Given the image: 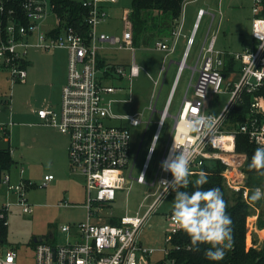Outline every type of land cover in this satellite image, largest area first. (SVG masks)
<instances>
[{"label":"built area","instance_id":"built-area-1","mask_svg":"<svg viewBox=\"0 0 264 264\" xmlns=\"http://www.w3.org/2000/svg\"><path fill=\"white\" fill-rule=\"evenodd\" d=\"M81 3L89 9L86 18L89 31L86 38L71 28L62 29L55 35L51 34V30H40L39 22L47 12H52L50 0H0V70L7 71L14 83L23 82L27 76L24 62L28 48L36 47L44 51L63 49L67 53V79L61 89L59 109L38 110L37 116L68 137L70 171L84 178L86 190V219L73 226L60 227L66 237L64 243L55 246L43 242L36 243L35 264H150L153 250L140 245L138 236L151 213L155 212L165 198L164 186L160 181L171 179L170 172L163 171L159 166L158 172L161 176L157 180L158 192L152 194L154 199L141 216L115 218L111 211L105 219H100V216L104 210H111L118 194L132 181L146 184L148 163L154 153V150L150 152L149 148L154 137L156 142L161 126L169 116L172 95L160 112L140 172L132 178L129 159L130 128L140 126L142 120L140 113L121 116L112 112L111 106L116 101L111 96L121 92L122 88L106 84L104 80L112 78L131 82L138 76L139 67L134 57L127 67L105 63L99 58L103 44L133 52L129 13L123 15L121 36H108L96 30L107 17L97 1ZM252 3V45L241 52L231 54L239 65L238 71L230 74L227 79L224 78L220 71L224 54L214 49L215 35H212L202 47L194 66L197 78L192 85L193 95L188 98L187 92L185 93L174 118L171 138L161 159L163 161L169 155L173 146L177 150H190L193 156L189 177L199 174L205 165L218 162L223 167L221 176L225 188L232 192L242 190L245 201H248L249 192L243 171L246 155L236 150L235 136H247L255 148L264 145V96L255 94L264 82V18L258 17L263 0H252ZM202 14L203 10H199L198 21ZM198 21L192 36L187 40L188 47L179 62L178 75L186 67L185 59L193 43ZM180 29L178 23L169 39L156 44L157 49L168 54L173 53ZM35 33L37 42L29 43L28 39ZM222 93L229 95L224 107L217 114L206 113L203 102L207 95L218 96ZM242 93L251 94L249 113L236 128L229 129L226 123L227 114ZM148 109L152 110V103ZM190 115H214L218 119L211 130L205 126L199 133L184 134L183 125ZM0 130L3 131L4 128L1 127ZM22 172L21 169L20 173ZM52 179L51 175L44 176L42 184L46 185ZM155 181L156 179L150 185H154ZM26 184L23 180L11 184L8 173L0 175V186L5 188L6 193L15 197V202L10 204L4 202L0 196V222L3 225L7 224L6 216L13 205L19 207L24 214L32 212L27 203ZM149 196L151 195H147ZM258 216L259 210L252 206L247 217V233L255 230ZM110 218H115L117 223H109ZM166 220L168 232L165 240L169 243L180 227L174 222L171 213ZM162 253L163 258L167 257L169 248L162 250ZM16 259L17 254L12 248H0V264H17Z\"/></svg>","mask_w":264,"mask_h":264},{"label":"rangeland","instance_id":"rangeland-1","mask_svg":"<svg viewBox=\"0 0 264 264\" xmlns=\"http://www.w3.org/2000/svg\"><path fill=\"white\" fill-rule=\"evenodd\" d=\"M93 1V0H75ZM98 6L104 7L109 15L106 23L97 26V32L108 36L120 37L123 30L121 17L131 7V0H117L115 4H108V0H96ZM115 2V0H110ZM252 0H223V20L216 34L215 49H226L232 52L241 51L243 46H251V27L244 30L242 27H228L227 13L231 16L232 10L237 9L243 17L250 14ZM218 17V16H217ZM250 19V17H249ZM216 22L211 30H215ZM56 17L52 12L39 22L40 30L45 31L54 27ZM38 32V31H37ZM36 32V33H37ZM36 33L29 38V43L37 42ZM205 36L204 22H201L197 31L193 46L188 49L185 59L186 67L177 77L176 85L170 95L169 116L161 126L154 153L151 156L148 169L145 175L146 184H138L132 181L128 187L120 192L111 210H104L100 219L110 215L115 217L141 216L148 205L153 201L152 194L158 192L157 180L159 166L167 144L171 138L174 116L177 114L183 100L186 88L192 74L200 45ZM114 54V55H112ZM130 52L127 50L109 51L107 55L115 56L120 63H130ZM135 61L140 68V73L130 83L124 81L126 88L123 92L112 97V112L116 115H132L140 113L142 124L138 127H131V139L129 147L130 168L132 178H135L141 169L146 158L147 148L151 144L152 136L156 130V121L159 119V112L162 110L168 95L169 86L164 83L160 89H155L156 112L148 109L152 98V52L145 46L134 47ZM48 55V56H47ZM183 57V55H182ZM181 57V58H182ZM25 59L34 65L29 69L23 82L15 83L9 78L7 71L0 70V125H5L9 130V146L11 157L15 165L23 169L22 178L29 183L26 189L27 203L33 207L32 214L22 213L19 207H12L7 218L6 245L14 246L17 251V264H35L33 248L30 242L34 237H44L47 241V234L53 230L57 242H63V234L59 228L64 224L76 225L84 221L87 216L86 195L82 186L83 178L77 174H71L69 170L63 176L57 172L56 155L47 147L46 137L49 133L41 127L37 119L38 110H49L52 105H59L61 89L66 80L67 59L66 51L53 49L43 51L36 47L26 50ZM195 73L191 79V85L196 81ZM107 84L116 86L115 81H108ZM159 91V92H158ZM193 89L190 87L187 92L188 98L192 97ZM229 95L227 93L207 95L203 102L206 113L217 114L226 104ZM66 140V136L62 137ZM8 144L0 140V147H7ZM11 184L18 183V171L12 168ZM51 175L54 180L46 185L42 184L44 176ZM156 179L154 185H150ZM264 190V178L257 186ZM256 187V188H257ZM5 188H1L3 196ZM151 195L147 197V195ZM174 193L169 192L157 206L154 213H151L145 226L138 236V243L146 249H152L150 262H157L163 258L162 250L169 248L165 237L168 232L167 216L173 206ZM14 198L8 203L13 204ZM258 209V207L256 206ZM259 210V209H258ZM247 233V220H246ZM264 239V234L260 233ZM254 235L250 234V240ZM55 242V243H57ZM166 264H170L166 262Z\"/></svg>","mask_w":264,"mask_h":264},{"label":"trees","instance_id":"trees-1","mask_svg":"<svg viewBox=\"0 0 264 264\" xmlns=\"http://www.w3.org/2000/svg\"><path fill=\"white\" fill-rule=\"evenodd\" d=\"M21 1V0H20ZM187 0H131L130 13L128 15L132 27V44L134 47L147 45L152 40V34L158 37L166 33L171 35L177 25L182 6ZM52 13L56 17V25L51 30V34H58L62 29L71 28L82 37L86 38L89 31L86 18L88 16V7H83L80 1L75 0H50ZM16 7V5H15ZM258 17L264 18V0ZM26 24L25 21H22ZM223 66L220 68L224 78L227 79L230 73L237 68L238 63L228 54L222 56ZM257 95L264 96L263 86L256 92ZM251 102V94L242 93L238 101L232 106L227 114V127L236 128L242 123L248 113ZM2 135L8 136L9 132L4 129ZM236 150L246 155V161L243 171L246 176L245 184L249 188L247 200L243 198V191H228L224 184L221 172L223 167L218 162L210 163L203 167L208 174V182L200 187L208 189L218 187L223 193L227 207L226 211L232 217V246L226 250L223 260L212 261L204 256V250L209 245L201 244L199 251H192L189 248V238L179 230L169 241V253L163 260L150 264H264V239L259 246H256L255 240L252 246H246V220L251 213L252 206L259 209V220L257 226L264 228V197L258 201H252L250 196L264 175L260 170L249 168L251 157L256 149L248 141L247 136L236 134ZM9 146L0 147V171L9 170L14 164L10 156ZM199 174L189 177L194 181ZM181 190L193 191L194 186L190 182L186 188ZM115 220L110 223H115ZM6 241V228L0 223V244Z\"/></svg>","mask_w":264,"mask_h":264},{"label":"crops","instance_id":"crops-1","mask_svg":"<svg viewBox=\"0 0 264 264\" xmlns=\"http://www.w3.org/2000/svg\"><path fill=\"white\" fill-rule=\"evenodd\" d=\"M108 1H109L108 4H115L117 0H115V2H110V0H108ZM249 1L250 0H247L248 3H249ZM222 4H223V0H187L182 6V11H181L180 17L177 20V24L179 23V27L181 29H180L178 38L176 39L175 50H174L173 53H169L168 54V53H166V52H164L162 50L157 49V47H156V44L158 42L164 41V40L169 39L171 37V35L169 33H166L162 37H158V36H155V35L152 34V40L149 41V44L145 45L152 52V90L153 91H152V98L150 100V104L152 103V110H151L152 115H153L154 112H156V99L158 97V95L155 96V89L158 88L159 91H160V89L163 87L164 83H166V85L168 84V86L170 88L169 89L168 98H167V100H166V102H165V104L163 106V108H164L165 105L167 104L168 100H169L170 94L172 93V89L174 87V84L176 85V81H177V77H178V65H179V62L181 60L182 55L187 50V47H188L187 46V40H188V38H190L192 36V32H193L194 26H195V24L198 21V12H199V10H203V14H202V16L200 17V19L198 21V26H197V29H196L194 35H193V43L191 44V46H193V44L195 42V37H196L197 31H198V29L200 27L201 22H204L205 36H204V39H203V41H202V43L200 45V49H199V53L197 55V58H198V56L200 54V51H201L202 47L207 44V42L209 41V39H210V37L212 35L216 36V34H217L218 30H219V27H220L221 22L223 20V18H222V16H223V10H222L223 5ZM100 8L107 15L106 20L103 22V23H106L108 21V19H109L108 12H107V10L104 7L100 6ZM128 13H130V9L128 10ZM227 16L229 17V19H228V27H229V29H230V27L235 26L236 28L237 27H242V28H244V30H246L247 27H248V29L250 30L251 21L253 19L252 7H251L250 14L246 13V15L244 17L242 15V13H240L237 9L232 10L231 16L227 13ZM249 17H250V19H249ZM121 20L123 22V16L121 17ZM215 21H217L215 30H211L213 24L215 23ZM103 23H101V24H103ZM53 28L54 27H52L50 29L48 28L45 31L46 32L50 31ZM122 32H123V30H122ZM99 33H102V32H99ZM215 39H216V37H215ZM215 45H216V43H215V40H214V49H215ZM102 46H103V48L99 51V58L101 59V61H103L105 63L114 64V65H121V66L127 67L128 65L131 64V62L133 60V57H134V60H135V54L133 53L134 50H133V52L130 51V50H127V49H120L119 50V49H115L113 47H110L107 44H103ZM220 48L221 49H218V50L215 49V50L218 51V52H221L223 54H228V55H231L233 53H238V52L228 51L226 49H223L222 47H220ZM246 48H248V47L247 46H243L241 51H243ZM114 50L115 51H121V50L129 51L131 53L130 54L131 62L130 63H120V62H116V61H111V60H115V56H111V55H107L106 56V54L109 53V51H114ZM241 51H239V52H241ZM112 55H114V54H112ZM197 58H196V61H197ZM66 59H67V53H66ZM196 61H195V64H196ZM135 63H136V61H135ZM195 64H194V66H195ZM33 65L34 64L32 62H30V61L25 59L24 68H25L27 74H28L29 69L32 68ZM194 66L191 68L192 74H191V77H190V80H189V84H188V87L186 88L187 90L185 91V93L188 92V89L190 87L192 88L191 79L193 78L195 73L197 74L196 70H194ZM66 67H67V63H66ZM238 69H239V65H237V68H235V70H233L230 74L237 72ZM139 73H140V68H139ZM66 79H67V73H66ZM104 81H105L106 84H107L108 81H115L116 82V86H121V88H122L121 92H123L124 89L126 88V86H125L126 84L124 83L125 80L124 81L123 80L119 81V80H115V79H112V78H106ZM65 82H66V80H65ZM128 83H130V82L128 81ZM64 85H65V83H64ZM112 86H114V85H112ZM121 92H118V93H115V94H119ZM150 104H149V106H150ZM59 105H60V102H59ZM59 105L50 106V109L48 111H50L52 109L57 111L59 109ZM203 108H204V106H203ZM41 110H43V109H41ZM204 111H205V108H204ZM160 112H159V115H160ZM134 114H136V113H134ZM209 114H211V113H209ZM175 116H174V118H175ZM37 119H38V121H40L39 124H41V127L46 129V131L49 133V137H46V140H47V144L46 145L49 148V150H51L52 152L54 151V154L56 155L57 172L60 173L63 176L66 174L67 170H69V172L71 173L70 167H69L68 155H67V148H68V144H69L68 137L66 135L61 134L57 130L56 127L44 123L41 119L38 118V116H37ZM1 127L6 129L9 132V130L7 129V127L5 125H0V128ZM64 136H66V140L65 141L62 140V137H64ZM0 140H3V142L7 143L8 146H9V143H10L9 135L8 136L2 135V131L1 130H0ZM9 151H10V156H11V153H12L11 148H9ZM15 164L16 163L14 162V164L11 166V168L9 170L0 171V175L3 174V173H8L10 175V180L13 181L12 178H11V174H12L11 170L14 167V170L18 171L17 172L18 178H19L18 182L20 180H23L25 182V184H26L27 182L22 178L23 172H22V174L20 173V170L22 169V167L18 168ZM71 174H74V173H71ZM77 175H79V174H77ZM79 176H81V175H79ZM53 180H54V178L51 181H53ZM42 182H43V180H42ZM27 186L28 185L26 184V188H27ZM82 186H83V188L85 190L84 178H83ZM1 188H3V187L0 186V190H1ZM85 195H86V190H85ZM0 196H1V199L4 202H8L10 198H14L15 199V197L13 195L6 193V191L4 192L3 196L1 194H0ZM14 206L15 205L11 206V208L14 207ZM31 208H32V212L30 214L33 213V207H31ZM9 212H11V210H9ZM8 213H7L6 218H8V216H9ZM113 217H115V216H113ZM115 218H118V217H115ZM115 218H110L108 220L109 223L112 220L116 221ZM258 220H259V216H258ZM115 223H117V221ZM115 223H111V224H115ZM257 224H258V221H257ZM65 225L72 226L70 224H64L63 226H65ZM2 226L7 228V224L6 225L2 224ZM59 233L63 234V238H64L63 240L65 241V238H66L65 234L63 232H61L60 228H59ZM260 233L264 234V228H259L257 225H256V228H255L254 231L252 230V231H250V233H246V246L249 247L250 245H252L254 240H255L256 246H259L261 244V242L263 241V237H261ZM71 234H73V232H71ZM250 234L254 235V239L252 241L250 240ZM34 239L40 240V241L34 242ZM44 240H45L44 237H34L31 240L30 246L33 248V253H34V248H35L36 243H39V242H43V243H46V244H49V245H54V246L57 245V244L64 243V241L63 242H60V241L57 242V239H56V237H55V235L53 233V230L49 231V233L47 234V238H46L47 241H44ZM55 242H57V243H55ZM5 245H6V241L4 243L0 244V248L5 249L6 248V247H4ZM7 248H12L17 254L16 248L14 246L10 245V247H7ZM163 259L164 258L160 259L159 261H161ZM159 261H157V262H159ZM152 263H156V262H152Z\"/></svg>","mask_w":264,"mask_h":264},{"label":"clouds","instance_id":"clouds-1","mask_svg":"<svg viewBox=\"0 0 264 264\" xmlns=\"http://www.w3.org/2000/svg\"><path fill=\"white\" fill-rule=\"evenodd\" d=\"M218 117L214 115H190L183 125L184 134L199 133L207 127L211 130ZM156 139V137H154ZM155 139L149 151L155 149ZM193 153L190 150H177L172 147L169 155L161 161V169L171 173V179H162L163 194L166 197L169 190L174 193L171 214L174 222L188 236L192 251H199L201 244L209 245L204 250L208 260L220 261L226 255V250L232 246V217L226 211V201L218 187L204 189L200 186L208 182V174L201 170L194 181L189 180L190 164ZM249 168L260 170L264 175V145L258 146L251 157ZM192 183L194 190H181ZM264 197V190L257 187L251 194L252 201Z\"/></svg>","mask_w":264,"mask_h":264},{"label":"water","instance_id":"water-1","mask_svg":"<svg viewBox=\"0 0 264 264\" xmlns=\"http://www.w3.org/2000/svg\"><path fill=\"white\" fill-rule=\"evenodd\" d=\"M37 241H40V240H36V239H34V242H37Z\"/></svg>","mask_w":264,"mask_h":264},{"label":"bare ground","instance_id":"bare-ground-1","mask_svg":"<svg viewBox=\"0 0 264 264\" xmlns=\"http://www.w3.org/2000/svg\"><path fill=\"white\" fill-rule=\"evenodd\" d=\"M263 234V233H262Z\"/></svg>","mask_w":264,"mask_h":264}]
</instances>
